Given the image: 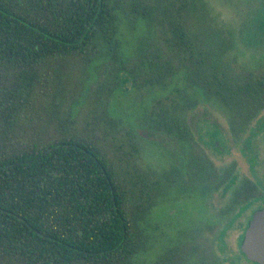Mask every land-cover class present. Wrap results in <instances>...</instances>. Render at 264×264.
Segmentation results:
<instances>
[{
  "label": "trees",
  "instance_id": "1",
  "mask_svg": "<svg viewBox=\"0 0 264 264\" xmlns=\"http://www.w3.org/2000/svg\"><path fill=\"white\" fill-rule=\"evenodd\" d=\"M178 1L0 0V264H139L138 255L152 241L147 218L173 195L183 172L191 171V192L202 197L232 181V167L222 178L206 155L193 150L201 148L193 143L187 115L210 100L225 110L232 136L239 137L264 108V61L260 68L242 67L238 76L222 72L221 63L206 64L184 22L185 3ZM162 23L171 45L192 59V67L182 68L183 82L169 89L180 68L159 48L137 42L131 68L118 57V49L124 53L121 24L150 31ZM69 60L86 75L72 98L54 76ZM111 60L120 65L112 64L111 79L95 91L105 118L104 125L93 121L101 127L99 137L77 124L73 108L86 100L89 69ZM201 62L209 73L201 72ZM138 76L166 93L142 110L141 124L180 137L194 153L172 177L140 165L142 137L133 129L119 135L124 126L110 115L112 93H126ZM218 134L210 132L214 148ZM239 196L234 187L228 203L235 205ZM225 212L221 207L215 221ZM211 220L204 222L213 229ZM201 223L177 226L160 240L162 250L149 264H219L215 236L202 237Z\"/></svg>",
  "mask_w": 264,
  "mask_h": 264
},
{
  "label": "rangeland",
  "instance_id": "2",
  "mask_svg": "<svg viewBox=\"0 0 264 264\" xmlns=\"http://www.w3.org/2000/svg\"><path fill=\"white\" fill-rule=\"evenodd\" d=\"M179 1L185 3L184 22L200 49L199 54L206 60V64L221 63V71L234 76L240 75L242 67L257 66L260 68L259 64L264 61V35H262L263 39L257 38L253 40V44L248 45L245 44L243 29L240 28L243 23L252 21L258 16L259 6L256 0ZM154 25V28L148 31L139 26L132 28L129 25L124 30V26L121 24V33L124 36L122 37L124 53L118 49L119 62L121 66L127 68L134 65L132 60L136 57L135 52L138 51L137 42L144 41L148 50L159 48L165 57L180 68L177 71V76L170 80L169 89L176 82L177 84L183 82L182 70L184 67H192V59L188 61V56L171 45V34L163 23ZM104 60L106 59L101 58L99 62L102 63ZM113 63L114 61L111 60L102 67L96 68V71L93 68L89 69L88 77L84 83L87 90L82 92L86 100L76 104L73 108L77 124L85 131L99 137H102L101 127L96 129L93 121L96 120V123L104 125L105 118L102 113L103 104L97 101L95 91L104 82V79H111ZM120 64H116V66ZM201 68H204L202 62ZM220 68H216L215 71H220ZM207 69L204 68L201 72L209 73ZM212 70L213 68H209L210 73ZM50 76H52L51 73ZM54 76L55 79L57 76L61 78L64 95L67 97L65 94L67 92L72 98L77 95V89L81 88L78 85V80L86 75L82 73L76 60H69L63 67L60 65L59 68L54 69ZM136 82L138 86L133 85L129 90L127 87L126 93L120 90L112 93L109 103L111 113H109L116 115L117 121L122 122V126H124L119 135L124 134L125 129H133L137 135L142 137L140 165L150 166L161 173L167 172L172 177V171L181 165H186L194 153L190 152L189 143L181 141L178 136L156 131L141 124L142 110L162 99L166 93H163L159 87L145 86L143 76H138ZM40 91L41 87L37 89V92ZM187 116L194 138L193 143L197 145V148H201H193V150H200L219 170H221L220 167H232V185L227 186L228 193H225V188L222 186L212 194L206 195L207 197H202L191 192L196 186V178L190 174L191 171L183 172L178 179L180 181L174 183L173 195L166 198L161 205L158 204L156 211L147 218V226L152 228V231L150 230L152 241L138 255L139 264H149L157 259L159 256L157 252L162 250L164 243H160V240L165 241V237L171 234V231L177 226H190L195 222H202V234L204 235L202 237L212 238L215 236L213 248L219 259V264H255L240 257L238 238L243 231L250 209L264 203V108L245 126L239 137L232 136L230 118L225 110L210 100H201L199 105ZM105 124L109 127L108 123ZM212 130L219 131V139L215 138L214 142V144L218 143V148H214L210 142ZM114 144L118 151L117 142ZM124 149L126 150V146ZM116 153L118 154L120 151ZM241 178L248 180L247 184L249 181L254 182L257 188L254 194H261L263 191V196L259 198V201L254 202L250 209L244 210L243 215L239 218L234 217L233 220L222 218L215 221V214L226 204L231 189L240 187ZM180 189L188 190L183 194ZM206 217L212 219L213 229L205 224Z\"/></svg>",
  "mask_w": 264,
  "mask_h": 264
},
{
  "label": "flooded vegetation",
  "instance_id": "3",
  "mask_svg": "<svg viewBox=\"0 0 264 264\" xmlns=\"http://www.w3.org/2000/svg\"><path fill=\"white\" fill-rule=\"evenodd\" d=\"M256 1L258 2V6H259V8H258V12H259L258 16H256V18H253L252 21H247V22L243 23L241 25V27H240L241 29H243L242 32L244 33L243 38L245 39V44H248V45L250 43L253 44V40H256L257 38L259 40L263 39L262 35H264V0H256ZM240 37H242V35H240ZM189 126L191 128V125H189ZM179 139H181V138L179 137ZM215 145L218 146V143L216 142ZM201 155H204V154L201 153ZM220 169L221 170L218 171L217 174H219L220 177H222V178L228 177L227 166L222 167ZM229 181L223 183L222 185H220V186H223L225 188L224 189L225 193H228V191H229L227 186L232 185V181L230 183H229ZM242 182H243V178L240 179V196L236 197V204L235 205H233L232 203L230 205L228 203L229 200L231 199L230 196H231V192L233 190V188L231 187L232 189L230 191V195L227 198L226 204L223 206L226 209V212L222 213V214H225L224 218H228L229 220H233L234 217L239 218L240 216L243 215L244 210L250 209L251 205L254 202L259 201V198H261L263 196V191H262V193L261 194H257L256 197H251V196L247 197L249 195L254 194V192L256 191L255 184L252 183V181H249V183L243 187ZM209 183H210V181H209ZM214 183H217V181H215ZM262 206H264V203L262 205L258 206V207L256 206V207H253V208L250 209L249 215H248V217L245 220L243 231H244V229H245V227H246V225L248 223V220H249L252 212L254 210L258 209V208H261ZM208 218L209 217H206L205 219H208ZM243 231L241 233H243ZM239 254H241L240 257H242L243 259L244 258L247 259L245 257V255L240 250V243H239ZM248 261H250V260H248ZM253 263H256V262H253Z\"/></svg>",
  "mask_w": 264,
  "mask_h": 264
},
{
  "label": "water",
  "instance_id": "4",
  "mask_svg": "<svg viewBox=\"0 0 264 264\" xmlns=\"http://www.w3.org/2000/svg\"><path fill=\"white\" fill-rule=\"evenodd\" d=\"M240 250L248 260L264 264V206L252 212L243 231Z\"/></svg>",
  "mask_w": 264,
  "mask_h": 264
}]
</instances>
